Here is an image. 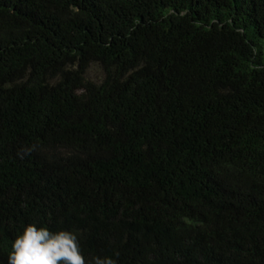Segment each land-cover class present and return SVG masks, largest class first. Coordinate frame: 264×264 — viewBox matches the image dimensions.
<instances>
[{
    "label": "trees",
    "instance_id": "16d2710c",
    "mask_svg": "<svg viewBox=\"0 0 264 264\" xmlns=\"http://www.w3.org/2000/svg\"><path fill=\"white\" fill-rule=\"evenodd\" d=\"M29 224L264 264V0H0V264Z\"/></svg>",
    "mask_w": 264,
    "mask_h": 264
},
{
    "label": "clouds",
    "instance_id": "9594fccd",
    "mask_svg": "<svg viewBox=\"0 0 264 264\" xmlns=\"http://www.w3.org/2000/svg\"><path fill=\"white\" fill-rule=\"evenodd\" d=\"M8 264H87V261L75 232H52L29 224L13 241ZM94 264H116V261L97 257Z\"/></svg>",
    "mask_w": 264,
    "mask_h": 264
},
{
    "label": "rangeland",
    "instance_id": "374dc122",
    "mask_svg": "<svg viewBox=\"0 0 264 264\" xmlns=\"http://www.w3.org/2000/svg\"><path fill=\"white\" fill-rule=\"evenodd\" d=\"M88 79L99 83L103 79V73L98 65H93L88 72Z\"/></svg>",
    "mask_w": 264,
    "mask_h": 264
}]
</instances>
